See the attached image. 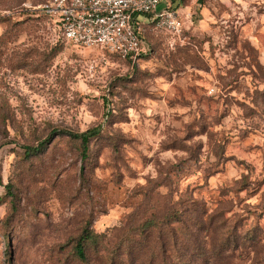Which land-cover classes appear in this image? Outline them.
Returning <instances> with one entry per match:
<instances>
[{
  "label": "rangeland",
  "instance_id": "374dc122",
  "mask_svg": "<svg viewBox=\"0 0 264 264\" xmlns=\"http://www.w3.org/2000/svg\"><path fill=\"white\" fill-rule=\"evenodd\" d=\"M50 1L0 0V264H161L172 217L216 254L190 262L264 264V0H180L136 60L64 42ZM96 126L85 159L58 134Z\"/></svg>",
  "mask_w": 264,
  "mask_h": 264
},
{
  "label": "built area",
  "instance_id": "2783aa9c",
  "mask_svg": "<svg viewBox=\"0 0 264 264\" xmlns=\"http://www.w3.org/2000/svg\"><path fill=\"white\" fill-rule=\"evenodd\" d=\"M43 12L52 17L64 42L124 60L151 53L145 27L179 34L184 26L169 0H52Z\"/></svg>",
  "mask_w": 264,
  "mask_h": 264
},
{
  "label": "trees",
  "instance_id": "16d2710c",
  "mask_svg": "<svg viewBox=\"0 0 264 264\" xmlns=\"http://www.w3.org/2000/svg\"><path fill=\"white\" fill-rule=\"evenodd\" d=\"M144 39H145V37H144ZM149 46L152 49V46L150 44H149ZM113 56H115V55H113ZM100 131H101V127L96 126L94 128L88 129V130L81 132V133H72L69 131H60L58 134L66 135L70 139L78 141L80 154H81L82 158L85 159L88 156V150H89L88 145H89L90 141L92 139L96 138L97 136H99L101 133ZM41 148H43L42 142L36 147H25V150H26L27 154H32V153H36V152L40 151ZM178 218H180V217H178ZM179 222H180V220L177 219V217L169 218L167 220V222L164 223L165 228H169L168 229V233H169L168 239L165 236H163L162 234H160L156 237V239L159 241V254L158 255L160 257L161 264H195L193 262V260H191V262H190V259L195 258V257L200 258L204 261L206 260L209 263L214 261L212 258H215L216 254L213 251H211V252L210 251L209 252L208 251H200L199 254L191 251L193 254L190 255L187 253V251H185V247L181 250L175 249L176 245H177V229H175L174 225L178 224ZM154 224L155 223L152 221H147L144 224V226H142L143 229L141 230L140 234L145 237V240H146V238H150L149 232L152 230V227H154ZM171 225H173V226H171ZM96 238H97V235H95L94 233H91L87 227H85L83 229L81 235L79 236L75 245L73 246L74 254L81 262H83V263L87 262V257L85 254V246L89 243L96 244ZM167 242H170L172 249H173L172 255L170 256L171 260L167 259L166 254H165ZM134 250L138 251L136 249V247L134 248ZM140 250H142V248ZM187 258L188 259L190 258V259L186 260Z\"/></svg>",
  "mask_w": 264,
  "mask_h": 264
},
{
  "label": "crops",
  "instance_id": "0c3cea01",
  "mask_svg": "<svg viewBox=\"0 0 264 264\" xmlns=\"http://www.w3.org/2000/svg\"><path fill=\"white\" fill-rule=\"evenodd\" d=\"M170 1V0H169ZM179 1L180 0H178L177 2H176V4H173L171 1V4L174 6V7H177L178 8V10H179V12L181 13V15L183 16V9H181V6L179 5ZM180 7V8H179Z\"/></svg>",
  "mask_w": 264,
  "mask_h": 264
}]
</instances>
